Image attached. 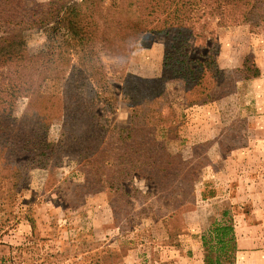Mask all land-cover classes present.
<instances>
[{
    "label": "rangeland",
    "instance_id": "374dc122",
    "mask_svg": "<svg viewBox=\"0 0 264 264\" xmlns=\"http://www.w3.org/2000/svg\"><path fill=\"white\" fill-rule=\"evenodd\" d=\"M197 1L201 2L198 10L188 7L186 12L193 18L185 20V25L194 26V35L188 34L190 57L212 56L227 81L223 95L192 107L186 106L182 84L168 86L170 104L180 122L179 138L168 147L181 152L196 168L195 198L189 208L176 211L159 198L163 192L156 185L146 177L134 176L123 182V190L135 188L142 194L131 198L128 206L115 202L114 214L110 206L113 192L79 186L84 179L77 163L61 157L54 166L26 164L19 192L0 193V264H204L200 235L222 211L228 210L234 219L243 214L250 221L252 204L264 202L259 195L264 189V0L238 6L226 0ZM104 2L105 7L111 6L113 21L119 23L132 22L134 10L148 22L162 19L177 0H151L147 9L139 3L126 9L128 1L123 6L116 0ZM146 33L133 42L130 55L127 50L102 52L101 71L115 107L103 115L110 126L124 128L131 122L119 75L158 77L163 73L164 39ZM21 36L28 56L53 52L52 25L28 29ZM72 59L78 69L75 56ZM246 60L259 69L258 77L243 70ZM50 62L44 78L53 77L56 70ZM69 66L61 63L65 72L57 75L68 77ZM71 78L84 88L82 76ZM28 105L29 98H20L12 116L1 119V131L11 134ZM61 131L59 121L49 123L48 140L57 142ZM172 190V186L167 188ZM145 193L150 195L144 198ZM234 224L238 235H264V228Z\"/></svg>",
    "mask_w": 264,
    "mask_h": 264
},
{
    "label": "trees",
    "instance_id": "16d2710c",
    "mask_svg": "<svg viewBox=\"0 0 264 264\" xmlns=\"http://www.w3.org/2000/svg\"><path fill=\"white\" fill-rule=\"evenodd\" d=\"M116 1L121 6L128 1L126 9L134 3L147 9L151 0ZM105 2L0 0V193L19 192L24 165L54 166L62 157L79 165L84 183L77 186L113 192L110 206L114 214L115 202L123 201L128 206L131 198L142 194L135 188L123 190V182L134 176L146 177L163 192L160 199L176 211H184L195 198L196 168L181 152L168 147L179 138L180 124L170 104L168 86L182 84L186 106L192 107L223 95L227 81L212 56L192 59L188 51V34L191 31L190 37L194 35V26L185 25L193 18L186 12L188 7L198 10L201 2L177 0L174 9L151 22L134 10L132 22L119 23L113 21L111 6L105 7ZM226 2L238 6L252 0ZM115 24L116 30L108 29ZM49 25L53 26V52L28 56L22 48L21 34ZM145 31L164 39L163 73L158 77L121 73L118 79L131 122L124 128L110 126L103 115L111 114L115 107L101 71L102 52L127 50L130 55L135 48L133 42L146 37ZM74 56L78 69L71 64ZM49 61L56 70L53 77L44 78ZM54 61L60 65L55 67ZM61 63L70 65L68 77L57 75L65 72ZM243 70L252 77L260 74L247 60ZM75 75L85 79L84 88L75 85L71 78ZM20 98H29V105L15 130L6 134L1 131V121L12 116ZM52 121L62 125L60 139L54 143L47 137ZM171 186L174 191H167ZM200 245L204 264H235L234 215L222 211L200 235Z\"/></svg>",
    "mask_w": 264,
    "mask_h": 264
},
{
    "label": "crops",
    "instance_id": "0c3cea01",
    "mask_svg": "<svg viewBox=\"0 0 264 264\" xmlns=\"http://www.w3.org/2000/svg\"><path fill=\"white\" fill-rule=\"evenodd\" d=\"M259 195L264 196V189L259 191ZM252 205L253 211L251 212V219L249 222L247 221V217L243 214L237 215L234 222L243 225L246 229L264 228V202L260 205ZM234 230L237 241L236 264H240V259H244L245 264H247L249 260L250 262L252 261V264H264V235H256V233H242V235H238L235 224ZM199 259L202 261V254L200 252Z\"/></svg>",
    "mask_w": 264,
    "mask_h": 264
}]
</instances>
